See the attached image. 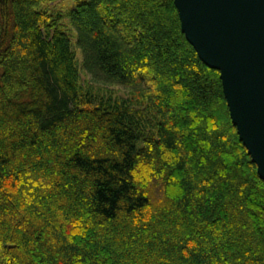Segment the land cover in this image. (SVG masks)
<instances>
[{
  "label": "trees",
  "instance_id": "1",
  "mask_svg": "<svg viewBox=\"0 0 264 264\" xmlns=\"http://www.w3.org/2000/svg\"><path fill=\"white\" fill-rule=\"evenodd\" d=\"M54 1L0 0V264H264V181L174 1Z\"/></svg>",
  "mask_w": 264,
  "mask_h": 264
},
{
  "label": "water",
  "instance_id": "2",
  "mask_svg": "<svg viewBox=\"0 0 264 264\" xmlns=\"http://www.w3.org/2000/svg\"><path fill=\"white\" fill-rule=\"evenodd\" d=\"M186 40L219 72L232 124L264 181V0H173Z\"/></svg>",
  "mask_w": 264,
  "mask_h": 264
},
{
  "label": "rangeland",
  "instance_id": "3",
  "mask_svg": "<svg viewBox=\"0 0 264 264\" xmlns=\"http://www.w3.org/2000/svg\"><path fill=\"white\" fill-rule=\"evenodd\" d=\"M78 1L80 0H56L54 2H48L47 4H45L43 6V8L45 10H47L48 12H50L51 14H53L54 16H57L58 14L62 15L63 17L65 16V14L70 11L71 9L75 8L76 5L78 4ZM61 23L64 25V27H68L67 26V21L66 19H63L61 21ZM67 33L70 35L71 37V42H72V47L77 48L76 46V34L74 32V30L70 29V32L67 31ZM77 57L81 58V54H80V50L77 48ZM80 65V63H79ZM80 76H81V80L82 81H87L89 80V76L86 75V73L82 70V68L80 67ZM98 87L102 88L103 90H109L111 92H113L115 95L114 96H126V91L124 88L120 87V86H110V85H101V84H96Z\"/></svg>",
  "mask_w": 264,
  "mask_h": 264
}]
</instances>
